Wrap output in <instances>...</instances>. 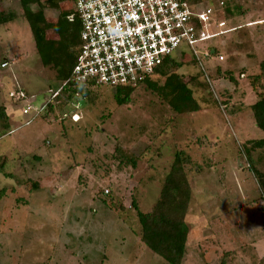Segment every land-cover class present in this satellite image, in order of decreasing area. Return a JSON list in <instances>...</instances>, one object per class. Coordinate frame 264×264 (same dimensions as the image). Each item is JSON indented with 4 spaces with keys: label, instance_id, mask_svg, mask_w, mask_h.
Returning a JSON list of instances; mask_svg holds the SVG:
<instances>
[{
    "label": "rangeland",
    "instance_id": "374dc122",
    "mask_svg": "<svg viewBox=\"0 0 264 264\" xmlns=\"http://www.w3.org/2000/svg\"><path fill=\"white\" fill-rule=\"evenodd\" d=\"M16 1L4 8H17ZM220 1L229 32L197 45L205 72L185 45L175 56L201 107L185 115L144 87L119 106L111 88L81 85L65 108L37 117L65 83L43 65L26 20L0 26V264H165L142 243L133 203L152 211L177 152L191 161L182 264H264L257 175H264V149L252 151V164L247 153L249 142L264 138L251 109L258 99L251 81L264 60V0L201 5ZM45 15L56 22L59 12ZM214 50L225 60L204 56ZM20 91L30 114L12 97Z\"/></svg>",
    "mask_w": 264,
    "mask_h": 264
},
{
    "label": "trees",
    "instance_id": "16d2710c",
    "mask_svg": "<svg viewBox=\"0 0 264 264\" xmlns=\"http://www.w3.org/2000/svg\"><path fill=\"white\" fill-rule=\"evenodd\" d=\"M6 1L0 0V26L15 22L19 18L26 20L43 65L55 69L58 79L63 83L68 82L58 94L57 92L53 93L51 98L55 101L54 105L51 101H47L43 119H48L54 110L65 108L73 95L77 97L78 94L80 97L81 85H85L87 89L97 88L93 84L79 85L70 82L82 45L80 40L81 21L74 13L73 8L61 9L60 5L66 0H17V8L10 9L4 8ZM186 1L192 4L202 2V0ZM34 7L38 8L34 9ZM47 8L59 12L56 22L47 20L45 15ZM71 16H73L72 21L69 20ZM210 55H218L217 50L214 54L211 51ZM181 67L182 64L169 58L137 88H111L117 104L119 106L129 104L132 94L140 87H144L157 94L178 115L199 112L201 107L194 98L192 89L185 82L183 75L178 73ZM199 75L202 76L201 73ZM251 84L258 98L251 106L253 117L257 128L264 133V60L260 64V74L253 77ZM55 94L57 95L55 96ZM3 108H0V120L6 122L4 121L5 110H2ZM258 149H264V138L248 143L247 153L251 164L253 163L251 153ZM189 165H191V161L182 152H177L170 172L164 179L160 197L152 211L142 212L137 203L135 201L133 203L141 228L142 243L162 257L165 264H182L187 253L189 238L187 215L192 200V186L186 173V168ZM5 166L6 161L0 159V173H4ZM253 167L254 165H252ZM257 175L260 176L264 188L263 173H257ZM32 188L38 189V184H34Z\"/></svg>",
    "mask_w": 264,
    "mask_h": 264
},
{
    "label": "built area",
    "instance_id": "2783aa9c",
    "mask_svg": "<svg viewBox=\"0 0 264 264\" xmlns=\"http://www.w3.org/2000/svg\"><path fill=\"white\" fill-rule=\"evenodd\" d=\"M224 8L223 1L215 8L186 0H75L73 10L81 21L82 45L70 82L137 88L166 60L175 59L183 45L194 52L205 72L197 45L229 32L218 14ZM204 56L208 58L210 53ZM218 60L225 58L218 54ZM16 96L25 101L24 114H30L33 105L25 92L12 97ZM46 106L36 111L37 116ZM79 117L77 113L72 116L75 121Z\"/></svg>",
    "mask_w": 264,
    "mask_h": 264
}]
</instances>
